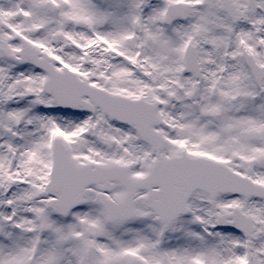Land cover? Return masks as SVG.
I'll return each instance as SVG.
<instances>
[{
    "label": "snow or ice",
    "instance_id": "obj_1",
    "mask_svg": "<svg viewBox=\"0 0 264 264\" xmlns=\"http://www.w3.org/2000/svg\"><path fill=\"white\" fill-rule=\"evenodd\" d=\"M0 264H264V0H0Z\"/></svg>",
    "mask_w": 264,
    "mask_h": 264
}]
</instances>
